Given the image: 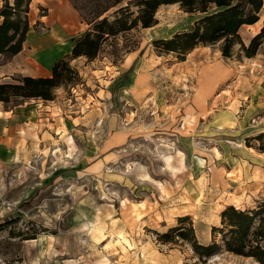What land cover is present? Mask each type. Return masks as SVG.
I'll list each match as a JSON object with an SVG mask.
<instances>
[{
  "label": "rangeland",
  "instance_id": "374dc122",
  "mask_svg": "<svg viewBox=\"0 0 264 264\" xmlns=\"http://www.w3.org/2000/svg\"><path fill=\"white\" fill-rule=\"evenodd\" d=\"M54 1L29 12L30 30L45 33L62 19L66 51L89 26L68 0ZM181 16L156 13V26L110 38L92 62L72 61L81 80L53 100L0 103V144L26 139L28 153L23 164L0 158V264H260L226 251L213 228L229 205H264V154L254 139L264 132V45L252 66L239 46L231 58L219 44L184 59L158 53L154 40L189 27ZM124 46L135 50L114 63ZM36 106L41 115L17 132L19 110ZM68 143L81 155L64 164L65 151L78 152ZM185 217L187 239L172 232L164 240ZM193 237L220 248L201 255Z\"/></svg>",
  "mask_w": 264,
  "mask_h": 264
},
{
  "label": "trees",
  "instance_id": "16d2710c",
  "mask_svg": "<svg viewBox=\"0 0 264 264\" xmlns=\"http://www.w3.org/2000/svg\"><path fill=\"white\" fill-rule=\"evenodd\" d=\"M4 8L0 12V55L3 62H8L23 50L27 33L30 30L29 12L32 0H3ZM79 14L81 20L88 24V29L74 40L69 55L58 59L52 67L51 74L45 77L19 76L15 83L0 82V102L5 105L16 100L42 99L53 100L55 90L60 87L76 85L81 77L79 71L71 66L73 59L87 58L94 61L102 53L104 45L110 38L130 33L141 26L150 28L159 23L156 13L160 6L179 3L187 13H198L201 16L188 30L179 31L169 38L157 39L153 44L160 54L176 53L181 59L200 45H220L224 58L235 54L239 45L240 53L245 57H255L264 45V25L246 45L240 35L243 25L254 24L259 20L263 0H68ZM126 5L123 6V3ZM137 7V12L133 10ZM116 10L106 15L111 10ZM135 47L124 46L112 52L113 62H121L126 54ZM257 151L264 154V132L254 137ZM251 146V145H250ZM33 207L30 202L21 205L28 211ZM189 218H181L180 226L171 228L163 234L168 241L170 233L178 232L187 239V230L182 223ZM221 227H214L213 232L223 233V245L226 251L253 258L264 264V205L259 210H242L234 205L227 206L221 213ZM188 232L194 235L191 224ZM192 235V236H193ZM193 248L197 253L210 256L217 252L220 244H200L193 237Z\"/></svg>",
  "mask_w": 264,
  "mask_h": 264
},
{
  "label": "crops",
  "instance_id": "0c3cea01",
  "mask_svg": "<svg viewBox=\"0 0 264 264\" xmlns=\"http://www.w3.org/2000/svg\"><path fill=\"white\" fill-rule=\"evenodd\" d=\"M57 4L58 2L54 0H32L30 4V13L34 12L38 6L49 5V7L52 8ZM161 12L180 13V15H182L181 16L182 20L189 26L183 30L182 29L175 30L170 35L164 36L165 38L171 37L176 32L190 29L193 23L201 16L198 13L184 12L181 9L179 3L162 5L157 10V13H161ZM157 19L158 21H160L159 17H157ZM49 25L51 28L45 33H36L34 30H29L27 33L26 41L24 42L23 45V50L16 56H14L11 61L3 62L2 60L3 57L0 55V78H6V76L13 74H21L22 76H31V77H45L51 74L53 64L58 59L68 55L69 50H72V48L69 47L66 49V51L65 49H63V47H66L64 42L66 41V38L68 36V31L66 26H64L59 21H54L52 23L49 21ZM263 25H264V0H263V6L259 12V20L254 24L243 25L241 27L239 33L241 35L242 41L246 45H248L251 39L260 32ZM197 49L198 46L194 48L192 51H190L188 55L196 53ZM258 57L259 56L257 54L255 57L247 58V60H249V65L251 66L253 64L257 65L258 61H260V58ZM82 59H84V57H78L76 59H73L72 61H81ZM82 72L83 71H81V73ZM261 80L264 82V78H262ZM21 104L22 103H20L17 106H20ZM17 106L13 108H16ZM41 109L42 108L40 106H36V107H29L25 110H19V111H23V113L21 115L20 120L16 121V128H15L16 131L21 132L29 128L30 124L32 123V117L41 115L42 112ZM4 112L7 113V111ZM4 128L5 130L7 129L8 131H11L10 126ZM25 142H27L26 139L18 138V140L14 142L15 144L14 148H7L6 145L1 140L0 158L3 159V165L5 161H10V160H20L21 163L23 164L22 156L23 154H25L28 157V153L26 150L23 151L20 146L24 145ZM68 148L69 150L72 151L76 150L77 148L76 143L75 145L71 144V146L68 143ZM258 153L262 154L260 152Z\"/></svg>",
  "mask_w": 264,
  "mask_h": 264
},
{
  "label": "bare ground",
  "instance_id": "6f19581e",
  "mask_svg": "<svg viewBox=\"0 0 264 264\" xmlns=\"http://www.w3.org/2000/svg\"><path fill=\"white\" fill-rule=\"evenodd\" d=\"M49 19V18H48ZM55 21V20H54ZM58 21H60V23H65L62 19H59ZM65 25V24H64ZM46 42H49V41H46ZM206 48H208V47H206ZM252 60V59H251ZM191 120V119H190ZM189 120V121H190ZM96 133H98V131L96 130L95 131V129H94V132H91V136H92V138H94L95 136H96ZM164 140H166V139H164ZM162 141V140H161ZM165 143H166V141H165ZM165 143H163V144H165ZM173 144V143H172ZM167 145H168V143H167ZM58 150V149H57ZM59 152V151H58ZM64 154H65V156H64V159H62V163H64V164H67L68 163V161H70V160H74V159H76L77 157H78V155L80 154V150H78V152H76L75 154H71L68 150L67 151H65L64 152ZM81 155V154H80ZM54 157V156H53ZM56 161H55V165L58 163V160L61 158V156L60 155H56ZM55 160V159H54ZM126 166H125V170H130V168H131V164L130 163H126L125 164ZM237 256V255H236ZM246 260V259H245Z\"/></svg>",
  "mask_w": 264,
  "mask_h": 264
}]
</instances>
